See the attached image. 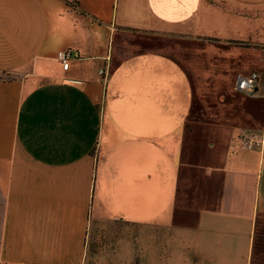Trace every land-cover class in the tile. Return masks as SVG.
Here are the masks:
<instances>
[{"label": "crops", "instance_id": "1", "mask_svg": "<svg viewBox=\"0 0 264 264\" xmlns=\"http://www.w3.org/2000/svg\"><path fill=\"white\" fill-rule=\"evenodd\" d=\"M0 264H264V0H0Z\"/></svg>", "mask_w": 264, "mask_h": 264}, {"label": "built area", "instance_id": "2", "mask_svg": "<svg viewBox=\"0 0 264 264\" xmlns=\"http://www.w3.org/2000/svg\"><path fill=\"white\" fill-rule=\"evenodd\" d=\"M81 54L78 50H65L60 51L58 58L63 64L64 68L67 69L70 65V62L73 58H79ZM102 73L105 71L102 70ZM259 79V72L252 71L247 75H240L237 78V88L246 93L254 92L257 88V81ZM243 145L251 149L255 145H261L263 143V138L257 134H244L242 137Z\"/></svg>", "mask_w": 264, "mask_h": 264}, {"label": "rangeland", "instance_id": "3", "mask_svg": "<svg viewBox=\"0 0 264 264\" xmlns=\"http://www.w3.org/2000/svg\"><path fill=\"white\" fill-rule=\"evenodd\" d=\"M149 172H152L151 169L145 168V176L149 175Z\"/></svg>", "mask_w": 264, "mask_h": 264}]
</instances>
